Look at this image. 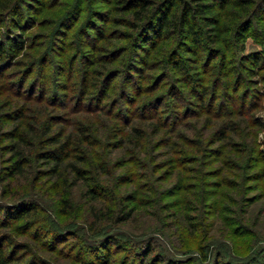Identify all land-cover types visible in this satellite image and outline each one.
Wrapping results in <instances>:
<instances>
[{
  "label": "rangeland",
  "instance_id": "374dc122",
  "mask_svg": "<svg viewBox=\"0 0 264 264\" xmlns=\"http://www.w3.org/2000/svg\"><path fill=\"white\" fill-rule=\"evenodd\" d=\"M42 1L43 8L30 11L31 20L21 28L11 29L9 23L0 26V41L20 33L25 40L14 59L0 63L4 74L0 78V166L10 154L3 148L11 140L4 132L17 122L9 119L17 107L32 104L35 110L48 112L52 133L71 129L74 135L77 122L85 121L96 137L91 146L94 156L105 161L108 171L102 178L114 193L105 207L113 196L122 194L133 216L91 234L86 231L91 203L81 188L58 187L48 166L34 161L13 181L9 194H2L0 184V203L33 200L38 206L0 226V245L9 250L2 243L5 234L13 244L11 264H80L81 259L96 260L106 251L111 255L109 264H147L151 257L150 264H264V62L226 90L222 73L230 65L219 71L217 60L206 57L200 48L197 58L207 60L204 95L189 77L165 68L175 36L131 56L126 38L131 28L115 22L123 14L113 11L110 1L86 0L80 6L77 0ZM109 49L112 55L106 53ZM227 51L228 56L264 55L251 36L240 51ZM87 63L93 80L106 69L118 73L96 110L76 96L80 70ZM142 102L149 104L141 106ZM222 121L230 126L227 137L212 143L211 133ZM134 124L145 128L139 160L128 151L126 141ZM168 157H172L169 166ZM63 189L73 199L77 216L59 212L56 203L64 197ZM107 234L117 243L86 251L89 240L98 238L101 246ZM146 245L151 253L142 260L136 249Z\"/></svg>",
  "mask_w": 264,
  "mask_h": 264
},
{
  "label": "trees",
  "instance_id": "16d2710c",
  "mask_svg": "<svg viewBox=\"0 0 264 264\" xmlns=\"http://www.w3.org/2000/svg\"><path fill=\"white\" fill-rule=\"evenodd\" d=\"M84 1L86 0H77L79 6ZM108 1L111 2L113 11L123 14L122 17L115 18V22L121 24L124 22L131 28V32H126L131 56L137 55L140 49L155 48L161 39L175 36L174 47L165 56V68L178 70L183 76L189 77L192 85L201 86L204 95L206 81L202 74L207 72L205 71L207 60L200 61L197 58L200 48L206 51V57L209 55L212 60H217L216 66L219 71L227 65L231 66L226 67V72L222 73L227 78V81L223 83L226 90L241 82L245 73L251 75L252 67H257L264 62L262 54L252 53L242 56L233 52L235 49L240 51L243 48V42L248 36H251L264 49V0ZM44 4L42 0H0V26L9 23L11 29L21 28L25 21L31 20L29 12L35 8H43ZM38 5L39 7H36ZM73 16L75 17L74 13ZM224 18L225 22L222 21ZM100 33L101 30L98 35ZM88 43L89 46H94L91 39ZM24 46L25 40L21 33L11 34L5 41H0V63L14 59ZM227 50L234 53V56H228ZM106 53L112 55L113 51L109 49ZM186 53H191L194 57H187ZM91 64L87 63L80 70V87L76 96H79V102L86 100L88 106L94 105L95 108L92 110H96L101 108L99 102L105 99L107 87L118 73L115 68L106 69V73H104L106 70L101 72L100 77L93 80L89 78L93 72L89 69ZM231 74L234 75L232 80L229 79ZM3 76L4 74L0 73V78ZM91 89L94 90L92 94L85 97ZM216 94L217 91L214 89L212 97L216 98ZM200 99L203 100L204 96L201 95ZM208 101L210 102L211 99ZM146 104L149 102H142L141 106ZM113 110L110 112L112 113ZM12 115L9 119L17 122L11 126V131L4 132L7 133L5 138L8 137L11 140L3 146L10 154L5 156V164L0 166V184H3V195L9 194L13 181L26 173L28 166L33 165L34 161H41L44 166H48L46 170L55 178L58 187L62 184L65 189L81 188L82 196L91 203L86 214L88 218L86 231L97 234L100 228L106 229V226L112 223L121 224L132 219L133 210L126 205L129 201L126 196L122 194L113 196L114 201H111V205L106 207L104 205L114 193L102 178L108 174V171L105 168V161L94 156L95 150L91 146L95 143L96 137L91 132L88 123L77 122L74 135L71 129L52 133L48 123L49 113L42 108L35 110L32 104H23L14 109ZM229 124H233L232 120ZM229 124L222 121L216 126L210 136L212 143L227 137ZM151 128L152 131H157L156 128ZM144 136L145 128L140 124H134L130 127L126 138L130 144L128 151L137 160L141 159L138 148L142 146ZM171 160L172 157L166 158L165 164L169 166ZM35 178L33 184L38 179V177ZM70 190L73 195V189ZM67 192L68 190L63 189L64 197L58 199L56 205L62 215L77 216L73 199L70 195L66 196ZM107 192H109L108 196ZM37 209L38 206L33 200H25L23 203L19 202L9 206L0 203V226H5L7 224L5 222H9L12 218L25 217ZM5 235L6 239L2 243H7L9 250L5 251L3 244L0 245V264H11L14 261L13 244L9 235ZM104 237L105 243L101 246H98L100 242L98 238L89 240L86 251L90 253L96 246L102 248L101 250L107 249L117 243L113 235L107 234ZM140 248L136 249L140 252V257L142 260L147 259L151 253V247L146 245ZM110 256V253L106 251L96 260L81 259L80 264H109ZM151 259L152 257L147 259V264H150Z\"/></svg>",
  "mask_w": 264,
  "mask_h": 264
}]
</instances>
